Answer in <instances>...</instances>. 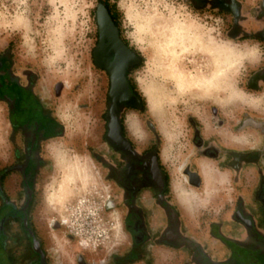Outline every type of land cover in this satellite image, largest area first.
Segmentation results:
<instances>
[{"label":"clouds","instance_id":"obj_1","mask_svg":"<svg viewBox=\"0 0 264 264\" xmlns=\"http://www.w3.org/2000/svg\"><path fill=\"white\" fill-rule=\"evenodd\" d=\"M115 8L119 32L139 64L130 77L143 99V109L122 112V123L138 152L157 134L161 151L175 166L193 156L186 124L189 115L208 110L218 113L210 124L200 119L206 136L226 146L251 148L264 136L239 130V116L252 111L264 115V93L245 90L249 70L264 65V43L233 36L229 17L210 5L197 8L195 0H108ZM100 0H0V50L15 44L16 56L34 65L47 80L67 89L81 80L92 92L88 57L94 44V12ZM264 5V0H260ZM250 19L252 17H249ZM84 93L63 100L56 110L62 122H75L83 113ZM84 119L88 117L84 116ZM219 120L225 122L217 127ZM215 142V141H214ZM50 171L39 186L41 220L51 227L57 220L76 236L74 243L52 234V251L76 264L77 254L88 252L95 264H108L114 250L127 239L118 210H107L102 174L92 156L69 138L43 145ZM221 177L201 190L173 187L178 204L194 217L223 190ZM156 264H172L171 253L149 246Z\"/></svg>","mask_w":264,"mask_h":264},{"label":"flooded vegetation","instance_id":"obj_2","mask_svg":"<svg viewBox=\"0 0 264 264\" xmlns=\"http://www.w3.org/2000/svg\"><path fill=\"white\" fill-rule=\"evenodd\" d=\"M108 12L95 11L97 35L92 48V62L103 72L106 96L104 131L100 148L93 151L107 182V209L122 215L127 239L108 264H156L149 246L168 250L172 264H264V143L251 148L226 146L217 138L206 136L198 116H189V141L193 156L183 167L163 160L161 140L138 152L122 123L128 108L143 109V99L136 92L130 72L138 56L124 49L118 15L112 5L100 2ZM210 5L229 17L228 30L233 36L258 39L264 43V5L260 0H195V6ZM97 17H110L112 24L101 40ZM249 17H252L251 19ZM251 70L246 87L257 95L264 93V65ZM35 71L19 67L9 52L0 55V101L7 107L10 162L0 168V264H49V252L36 215L40 177L48 161L43 145L65 133L51 104L43 101ZM133 97L139 107L127 104ZM117 109V110H115ZM210 124L218 118L214 110L204 112ZM120 121L116 133L114 118ZM239 130L264 136V115L245 111L239 116ZM225 122L219 120L217 127ZM215 141V142H214ZM212 166L215 179H226L210 212L220 216L203 231L207 238L194 233L185 217L187 212L173 195L176 188H201V163ZM10 175L18 179L16 189L3 187ZM13 177V178H14ZM178 179H183L180 184ZM54 227H59L55 222ZM201 233V232H200ZM217 253V254H216ZM78 264H89L80 255Z\"/></svg>","mask_w":264,"mask_h":264},{"label":"rangeland","instance_id":"obj_3","mask_svg":"<svg viewBox=\"0 0 264 264\" xmlns=\"http://www.w3.org/2000/svg\"><path fill=\"white\" fill-rule=\"evenodd\" d=\"M100 2H105V3L110 4L108 0H100ZM220 14H223V13L220 12ZM229 26H230V22L227 24V28H229ZM96 35H97V23H96L95 12H94V32H93L94 43L96 40ZM92 48H91L90 56L88 57V62L90 63L91 70H92V84H91L92 92L90 95L87 92V84H86V81L84 80L76 82L71 89H67L61 82L45 79L43 74L34 65L24 62L16 56L14 42H9L3 50H0V55L3 54L4 52H9L13 56L16 64L19 67H27L37 73L38 78L40 79L39 84H38L39 91L42 95L43 101L46 104L47 103L51 104L54 108L55 113L60 103L63 100L68 99V98H75L77 96H80L82 93H84V95L79 101V111L83 113V116L80 117L75 122L73 121L62 122L61 121L65 126V133L61 137H58L54 140L67 139L69 138V134H71L72 143L77 148L87 151L92 156V159L96 162L98 168L101 171L102 179L100 183H101L102 188L104 189V195L107 196L106 187L104 183L105 177L103 176L104 170L100 162L98 161V159L94 157L93 155V151L100 148L101 136L104 131L103 115H104L105 106H106V103H105L106 87H105V80H104L103 72L101 71V69L95 66L92 62ZM250 71L251 70H249L248 74L250 73ZM248 74L246 75L245 81L242 85L243 87H245L246 91H249L246 87V79L248 77ZM4 110H5L4 107L0 104V114H2L5 118ZM84 116L88 117V119H84L83 118ZM198 117H201L202 119L205 120L206 116L203 112V113L198 114ZM186 127L188 130L189 129L188 119H187ZM2 150L4 149L0 148V152H2ZM176 165H179V162ZM49 171H50V167H49V161H48L47 166L41 172V177H40V182H39L40 185L44 182V180L48 176ZM37 208H38L37 210L39 213L38 217L41 219L42 203H41L40 189H39V197L37 199ZM43 224L45 225V227H47L48 230H50V227H48L44 222ZM53 230H57L58 234L57 233H52V234H55L57 238H59V235H60L61 239L67 240L70 244L74 243L76 240V236L72 232L68 231L67 227L63 225L62 223L58 229L53 227V229H51L50 231L55 232ZM52 234H51V239H52ZM84 254L89 257L95 256L94 254H91L88 252H84ZM61 258L64 259V257H61ZM51 259L52 261H56L58 259L54 252H53V256L51 257Z\"/></svg>","mask_w":264,"mask_h":264},{"label":"crops","instance_id":"obj_4","mask_svg":"<svg viewBox=\"0 0 264 264\" xmlns=\"http://www.w3.org/2000/svg\"><path fill=\"white\" fill-rule=\"evenodd\" d=\"M0 104L4 107V111H5V121H6V125H7V128H6V133H5V144H6V147L4 150H2V152H0V168L3 167L4 165L8 164L11 160L10 158V153H11V145H10V141L8 139V129H9V122H8V117H7V107L6 105L0 101ZM64 135V134H63ZM61 137V136H60ZM163 156V160L167 161V159L164 157V155L162 154ZM180 165V164H179ZM179 165H175V169L179 166ZM204 165H207L205 164L204 162L201 163V172H202V167H204ZM209 166V165H207ZM210 168L213 169L212 166H210ZM214 170V169H213ZM203 175V173H202ZM14 176L10 175L7 179H4L3 181V187L4 189L8 192V193H12L14 192V190L17 188L16 187V182L18 179H15V177L13 178ZM204 177V176H203ZM214 182L215 180H218V179H212ZM178 181L180 182V184H184L183 183V179H178ZM104 183H105V187H106V192H107V197H108V187H107V182L105 181L104 179ZM203 186H205V179H203ZM202 186V187H203ZM201 187V188H202ZM201 188L197 189V188H194V187H191V189L193 190H196V191H199L201 190ZM219 195V193L213 197L212 199V202L210 203V205L206 208V209H203L201 210L200 212H198L194 217L192 216H189V214H187V216L185 217L189 227L191 228V230L194 232V233H198L199 235H201L204 239L207 238V235L206 233H203V231L206 229L207 225L214 219H218L220 216H218L216 213H212L209 211V208L211 207H216V202H217V196ZM37 206H36V215L38 217V210H37ZM109 210V209H108ZM113 210V209H111ZM118 210V209H116ZM119 211V210H118ZM120 213V211H119ZM121 215V213H120ZM121 219H122V215H121ZM38 220L40 222V224L42 225V229L41 231L43 232V237L45 239V248L47 249V251L49 252V264H68L66 258L62 259L60 255L58 254H55L57 256V260L56 261H52L51 257L53 256V247H54V244H53V240L51 239V234L52 233H57V230H53L55 232H51L50 230L53 229L54 227V224L50 227V230L47 229V227H45V225L43 224V222L41 221V219L38 217ZM57 223H59V227L61 225V222L59 220L56 221ZM59 227H54L56 229H58ZM201 232V233H200ZM205 232V231H204ZM59 238H61V236L59 235ZM125 242V241H124ZM124 242L122 244H120L119 246H117V248L114 250V252L112 253V255L108 258V262L110 261L111 257L121 248V246L124 244ZM217 254V253H216ZM80 255L84 256V258L88 261L89 264H95V260H96V256H92V257H89L87 255H85L84 253H78L77 254V259H76V264H78V258L80 257ZM60 257V258H59ZM135 264H141V263H135Z\"/></svg>","mask_w":264,"mask_h":264},{"label":"water","instance_id":"obj_5","mask_svg":"<svg viewBox=\"0 0 264 264\" xmlns=\"http://www.w3.org/2000/svg\"><path fill=\"white\" fill-rule=\"evenodd\" d=\"M196 7L202 8V6H200V5H196ZM99 12L105 16L108 15L107 9L103 4H99ZM97 21H98V25L100 28L101 40H104V38L107 34V27H108V25L112 24L111 18L110 17H97ZM122 47L124 49H129L127 46H125L123 44H122ZM127 104L130 106H137V107L140 106L138 99L135 97H133V99L131 101H128ZM115 110H117V109H115ZM114 121L116 122V124H115L116 133L120 134L121 126H120L119 118L118 117L114 118Z\"/></svg>","mask_w":264,"mask_h":264},{"label":"bare ground","instance_id":"obj_6","mask_svg":"<svg viewBox=\"0 0 264 264\" xmlns=\"http://www.w3.org/2000/svg\"><path fill=\"white\" fill-rule=\"evenodd\" d=\"M6 127L7 125H6L5 118L2 114H0V148L1 149H5L6 147L5 140H4L5 133H6ZM202 173L204 176L203 178L205 179V184L212 185L213 184L212 179H214V176H215L214 170L210 168V166L204 165V167H202Z\"/></svg>","mask_w":264,"mask_h":264}]
</instances>
